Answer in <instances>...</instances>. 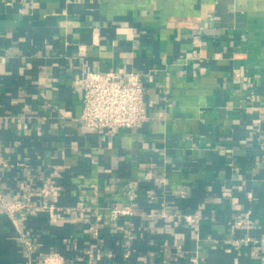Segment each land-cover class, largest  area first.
Wrapping results in <instances>:
<instances>
[{"label": "crops", "instance_id": "obj_1", "mask_svg": "<svg viewBox=\"0 0 264 264\" xmlns=\"http://www.w3.org/2000/svg\"><path fill=\"white\" fill-rule=\"evenodd\" d=\"M110 70L140 127L82 123ZM0 157V264H264V0H0Z\"/></svg>", "mask_w": 264, "mask_h": 264}, {"label": "built area", "instance_id": "obj_2", "mask_svg": "<svg viewBox=\"0 0 264 264\" xmlns=\"http://www.w3.org/2000/svg\"><path fill=\"white\" fill-rule=\"evenodd\" d=\"M81 89V113L82 123L87 127L107 130L118 127H140L146 117L143 106L144 86L142 79L137 73H128L125 77L116 71H90L77 80ZM0 163L3 160L0 157ZM31 179H27L26 195L33 194ZM53 192L49 185L43 189L45 195ZM0 206L14 221V213L26 206V202L19 200H6L0 193ZM28 206V205H27ZM26 206V207H27ZM44 207V205H41ZM52 207V204L48 205ZM112 219L120 215L130 214L131 207L128 205H113L108 209ZM247 218V217H246ZM236 225L243 223L242 217L235 221ZM253 254L258 253L257 240L246 238ZM88 256H91L89 252ZM87 261L85 264H89ZM42 264H65L63 257L57 252L47 253Z\"/></svg>", "mask_w": 264, "mask_h": 264}]
</instances>
